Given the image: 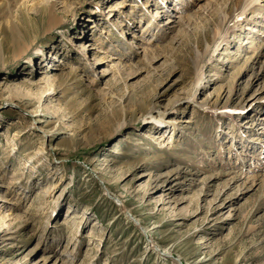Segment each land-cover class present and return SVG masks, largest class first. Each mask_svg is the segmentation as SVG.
Wrapping results in <instances>:
<instances>
[{
	"label": "rangeland",
	"instance_id": "rangeland-1",
	"mask_svg": "<svg viewBox=\"0 0 264 264\" xmlns=\"http://www.w3.org/2000/svg\"><path fill=\"white\" fill-rule=\"evenodd\" d=\"M249 1L0 0V264H264Z\"/></svg>",
	"mask_w": 264,
	"mask_h": 264
},
{
	"label": "bare ground",
	"instance_id": "bare-ground-1",
	"mask_svg": "<svg viewBox=\"0 0 264 264\" xmlns=\"http://www.w3.org/2000/svg\"><path fill=\"white\" fill-rule=\"evenodd\" d=\"M257 1L258 0H250L249 3L252 4V3L257 2ZM251 4H248L247 6H249ZM55 6H56V4L53 2L50 4L41 2L37 8L38 9L37 11L40 13L42 11L43 13L47 14L49 9L55 8ZM51 11H52V9H51ZM56 13H55V9H54L52 15L49 16L50 21H54L55 17L57 16ZM25 16H28V15L25 14ZM30 19L31 18H26L23 21L28 24V22L31 21ZM53 23H51V24H53ZM47 24H48L47 28L50 27V23H47ZM18 29H19L18 25L16 24V22L13 21L10 25V33H9L8 37L6 39H4L0 35V54H2V52L4 51L5 48H8V50H9L10 43H11V46H10L11 51L10 52L13 53V55H12L13 57L15 56L14 59L18 58V57H22L25 54H27V51L30 49L32 44H29V45H26L25 47H23V42H25V39L22 38V33L19 32ZM1 62H3V60ZM148 118H150V119L152 118L154 121H157L161 127H163L161 133L159 134L160 141L161 142H167V144H172L174 146L175 143L177 142L176 136L178 134V129H177V126L175 125L176 121H173V120L169 119V117L164 116L163 113H161L160 116L159 115H156V116L150 115ZM169 127L172 129V131H171L172 133L170 132L171 134H168V136L167 135L165 136V131H167V129ZM4 231H6V230H4ZM166 251L167 250H165V252ZM167 252L169 254L171 253L169 250ZM201 261L202 260L199 259L198 262H201Z\"/></svg>",
	"mask_w": 264,
	"mask_h": 264
}]
</instances>
